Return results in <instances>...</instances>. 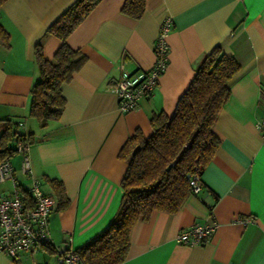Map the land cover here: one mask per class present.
<instances>
[{
    "label": "crops",
    "instance_id": "crops-1",
    "mask_svg": "<svg viewBox=\"0 0 264 264\" xmlns=\"http://www.w3.org/2000/svg\"><path fill=\"white\" fill-rule=\"evenodd\" d=\"M73 1L0 4V25L8 34V46L0 41V119L24 121L34 175L56 200L51 181L59 180L67 198L49 214L50 247L15 258L0 252V264H63L59 252L68 237L77 248L109 224L121 202L127 166L119 150L135 129L150 134L153 113L173 114L202 55L215 46L239 69L212 126L219 145L201 172V190L174 212L155 210L138 219L120 264H264V138L256 127L264 118V0H145L138 18L121 12L124 0H100L66 38L85 62L61 85L60 117L40 127L29 114L30 88L39 76L34 48L40 43L46 57L53 55L60 40L47 27ZM166 18L172 20L165 37L167 66L151 95L121 113L111 81L122 69L152 66ZM10 160L27 187L19 155ZM10 190L9 180L0 182V194ZM248 217L253 220L243 223ZM210 220L217 226L208 240L195 245L176 240L183 228Z\"/></svg>",
    "mask_w": 264,
    "mask_h": 264
},
{
    "label": "trees",
    "instance_id": "trees-1",
    "mask_svg": "<svg viewBox=\"0 0 264 264\" xmlns=\"http://www.w3.org/2000/svg\"><path fill=\"white\" fill-rule=\"evenodd\" d=\"M99 1L74 0L47 27L46 31L60 40L50 58L44 55L40 43L35 45L39 76L30 88L29 114L40 127L60 117L65 104L61 85L85 62V55L71 48L66 38ZM144 8L145 0H124L121 12L138 18ZM0 41L8 46V34L1 25ZM238 69L231 55L219 46L213 47L202 55L173 114L153 113L148 136L135 129L128 137L119 150L127 160L119 208L100 233L75 248L79 264H120L127 255L130 230L138 219L148 218L155 210L174 212L183 204L191 193V175L201 174L219 145L212 126L229 96L228 82ZM17 124L0 119V161L15 152ZM51 182L58 206L64 207L67 198L62 183L56 179Z\"/></svg>",
    "mask_w": 264,
    "mask_h": 264
},
{
    "label": "built area",
    "instance_id": "built-area-1",
    "mask_svg": "<svg viewBox=\"0 0 264 264\" xmlns=\"http://www.w3.org/2000/svg\"><path fill=\"white\" fill-rule=\"evenodd\" d=\"M171 26V18L161 23L153 48L154 61L149 69L132 72L122 69L120 76L111 81L116 92L117 109L121 113L134 109L156 87L168 62L169 45L165 37ZM256 127L264 138V118L256 122ZM15 136L13 154L19 155L20 174L28 181V186L22 187L10 157L0 161V182H11V190L0 194V252L12 258L22 251L35 252L41 247L51 246L48 218L58 204L55 196L43 189L40 179L32 171L31 141L23 120L18 121ZM200 175H191V193L197 194L201 190ZM249 220L253 218H245L242 222ZM216 226L212 220L202 224L193 223L180 230L176 240L187 245L202 243L210 238ZM66 242V249L59 252V260L63 264H79L80 256L70 245L71 238L68 237Z\"/></svg>",
    "mask_w": 264,
    "mask_h": 264
},
{
    "label": "rangeland",
    "instance_id": "rangeland-1",
    "mask_svg": "<svg viewBox=\"0 0 264 264\" xmlns=\"http://www.w3.org/2000/svg\"><path fill=\"white\" fill-rule=\"evenodd\" d=\"M37 259H38V257H37ZM36 260V259H35ZM53 260H54V258H53Z\"/></svg>",
    "mask_w": 264,
    "mask_h": 264
}]
</instances>
